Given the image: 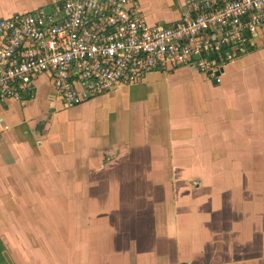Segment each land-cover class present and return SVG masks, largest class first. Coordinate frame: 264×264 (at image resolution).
<instances>
[{"label":"crops","instance_id":"obj_1","mask_svg":"<svg viewBox=\"0 0 264 264\" xmlns=\"http://www.w3.org/2000/svg\"><path fill=\"white\" fill-rule=\"evenodd\" d=\"M56 1L0 0V18ZM135 1L151 25L186 2ZM262 46L217 83L151 73L75 107L53 90L44 111L36 79L51 82L37 77L27 116L0 111V264H264ZM62 188L71 219L84 198L86 224L48 220Z\"/></svg>","mask_w":264,"mask_h":264},{"label":"built area","instance_id":"obj_2","mask_svg":"<svg viewBox=\"0 0 264 264\" xmlns=\"http://www.w3.org/2000/svg\"><path fill=\"white\" fill-rule=\"evenodd\" d=\"M263 36L264 0H186L178 21L152 25L135 0H57L0 18V100L33 98L41 75L67 106L151 73L188 69L217 83Z\"/></svg>","mask_w":264,"mask_h":264},{"label":"rangeland","instance_id":"obj_3","mask_svg":"<svg viewBox=\"0 0 264 264\" xmlns=\"http://www.w3.org/2000/svg\"><path fill=\"white\" fill-rule=\"evenodd\" d=\"M263 38H264V36H263ZM259 39H258V43H262V42L264 43V39H262V40H259ZM262 47H264V46H262ZM254 48H255V46H254ZM239 59H237V60H239ZM169 73H171V72H169ZM194 74L196 75L197 73L196 72L194 73V71H193L190 75L193 76ZM203 76L207 80H210V81H213L214 82V79L213 78H210L209 76H205V75H203ZM38 79L39 78L36 79V86H37L36 94H37V96L35 98V102H37L38 101V97H40L41 98V101L39 102L40 103L39 105L43 104V110L45 111L44 103H42L43 102L42 100L45 99V96L48 93L53 92L54 86L52 84L45 83L44 80L43 81H39ZM42 79H49V77H48V75H44V78H42ZM191 79H192V82H196V83L199 82V83H201L200 80H198V79H193L192 77H191ZM139 84H141V83H138L137 85H139ZM216 85H220V84H216ZM98 97H100V96H98ZM28 101L27 100L14 101V100H10V99L4 100V101L0 102V111H5V112L9 113V118L12 117V120L14 121L17 118L16 115L18 116V113L16 115H14L13 109L17 110V107H16V105H12V104H18L19 107L20 106H23V110L21 111V114L24 117V115L27 116V113H29V111H31L30 109H32L30 107V105L27 104ZM10 104H11V106H9ZM34 105H35V103H34ZM80 105H82V104H80ZM80 105H75V106H80ZM75 106H71V107H75ZM6 108H7V110H4ZM32 111H34V110H32ZM61 183H65V182H61ZM70 183L67 180V182L65 184L68 185ZM62 191H63V193L62 192H58V195H57V214H48V216H49V218L47 217L48 220L51 221L55 216H57V222H55L54 224H69L70 221H72V219H73V221L76 220L77 221V224H86V215H87L86 214V210L87 209H86V203H85L84 198H83V201H82V199L80 200V202L82 201V206H81V203H80V207H79V209L81 208V210H79L77 212L76 216L74 215L75 216V219L73 218V214L71 213L72 214L71 215L72 216V219H71L70 218V212H69V209H70V197H69L70 194H69V188H62ZM31 219L37 220L36 218H33V216H31ZM38 220H37V222H39ZM92 220H93L92 215L88 213V221L91 222V224L93 222ZM50 223H52V222H50ZM17 225L19 227L18 228L19 230H17L18 231V234H21V232H20V225L19 224H17ZM54 228L56 229V233H57V225ZM40 230H42V227L41 226H40ZM62 240H63V238H62ZM57 242H59V238L58 237H57Z\"/></svg>","mask_w":264,"mask_h":264}]
</instances>
